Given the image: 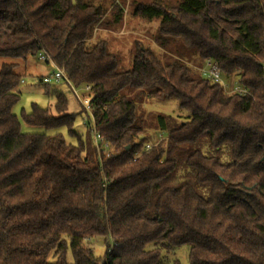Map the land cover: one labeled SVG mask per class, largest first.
Listing matches in <instances>:
<instances>
[{
    "label": "trees",
    "instance_id": "16d2710c",
    "mask_svg": "<svg viewBox=\"0 0 264 264\" xmlns=\"http://www.w3.org/2000/svg\"><path fill=\"white\" fill-rule=\"evenodd\" d=\"M125 2L0 0V56L45 51L75 87L91 86L93 108L76 96L78 134L56 88L52 108L33 103L22 117L66 126L76 142L23 131L13 112L22 74L2 64L0 264H182L167 254L183 245L189 264H264V0H131L132 16L159 24L154 45L134 41L130 67L95 36L122 25ZM207 59L251 93L203 77ZM169 100L187 115L137 112ZM93 124L115 153L103 163ZM151 131L167 141L144 151Z\"/></svg>",
    "mask_w": 264,
    "mask_h": 264
},
{
    "label": "rangeland",
    "instance_id": "374dc122",
    "mask_svg": "<svg viewBox=\"0 0 264 264\" xmlns=\"http://www.w3.org/2000/svg\"><path fill=\"white\" fill-rule=\"evenodd\" d=\"M131 0H126L124 4V16L122 25L117 29H106L98 27L95 30V36L103 37L109 41L110 48L118 51L125 59V64L130 67L132 60L133 43L136 39H140L145 43L153 44V34L157 30L159 21H144L138 17L132 16ZM154 45V44H153ZM4 62L17 63L16 71L22 74V80L17 86L16 90L20 94V98L13 106V112L18 115L21 122V129L29 132H39L52 134L60 132L64 135L67 141L76 142V136L70 133L69 128L61 126L59 128H45L43 126H31L25 123L22 114L23 112H30L32 110V104L37 103L42 107H51L55 101V89H62L68 97V111L76 113V119L72 126L78 134L86 135L87 127L84 123L86 114L80 112L81 106L79 100L76 98L73 90L64 82L56 84L51 83L49 86L40 82V78L43 75L48 74L53 66L43 60H40L37 56H29L27 59H19L8 56H0V68ZM80 94L87 93L85 88L79 89ZM138 113H144L154 117L156 115H172V116H186L187 112L182 109L176 100H169L167 102L139 104L137 106ZM152 137H155V131H151ZM92 247L96 256H103L106 250V241L102 236L95 237L92 240ZM69 260H72V254L68 252ZM169 259L179 258L182 264H189V247L183 245L176 248L170 254H167Z\"/></svg>",
    "mask_w": 264,
    "mask_h": 264
},
{
    "label": "built area",
    "instance_id": "2783aa9c",
    "mask_svg": "<svg viewBox=\"0 0 264 264\" xmlns=\"http://www.w3.org/2000/svg\"><path fill=\"white\" fill-rule=\"evenodd\" d=\"M38 58L45 62H48L53 66V69L46 75L42 76V80L44 83H59L66 82L73 90L74 94L78 97V99L82 102V104L86 107L90 112L92 111V107L90 105L91 96L87 93L80 94L79 88L75 87L71 81L69 80L67 73L63 67H60L55 64L53 59L47 54L45 51H41L38 54ZM201 72L202 76L213 81L219 82L223 85L225 91L227 93L239 94V95H248L251 92L245 86H243L238 81L228 82L223 78L222 71L219 65L211 59H207L205 63L198 68ZM86 92H89L91 89L90 85H86ZM93 138L94 143L97 148L99 158L101 163H103L109 157L115 156V153L111 150V144L109 141L105 140V138L101 135V133L97 130L95 124H93ZM167 141V137L163 132H158L156 136L148 141L144 146V151H148L153 147L157 146L162 141ZM139 157V154L135 156V159Z\"/></svg>",
    "mask_w": 264,
    "mask_h": 264
}]
</instances>
